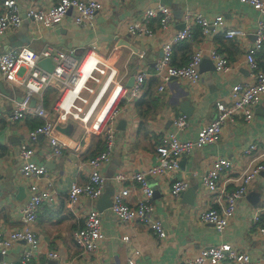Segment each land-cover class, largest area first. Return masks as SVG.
<instances>
[{
  "label": "crops",
  "instance_id": "crops-1",
  "mask_svg": "<svg viewBox=\"0 0 264 264\" xmlns=\"http://www.w3.org/2000/svg\"><path fill=\"white\" fill-rule=\"evenodd\" d=\"M0 0V9L1 3ZM21 15L28 7L48 9L56 0H16ZM102 8L91 27L77 25L70 11L61 24L45 28L23 19L17 28H11L0 36V53L22 45L35 51L46 46L60 50H73L81 59L91 54L105 63V73L96 74L98 81L87 79L86 85L97 93L109 79L98 107L86 121L67 116L59 118L63 111L57 103L66 88V79H52L39 94H34L31 106L42 103L54 122L53 135L63 145L60 155L54 156L47 137L38 134L35 139L29 132L42 123V119L28 112L25 118L13 120L10 116L14 103L20 100L26 89L21 74L18 81L8 82L0 74V230L8 233L21 227L20 211L27 202L29 182L21 175L22 151H32L31 160L46 168V177L39 184H47L54 199L39 210L34 231L39 238V252L33 262L41 264L49 250H56L65 264H185L200 248L230 243L246 252L252 261L264 262V237L255 226H250L253 212L264 207V170L250 183L246 194L236 205L235 213L223 231H216L210 223L200 222L198 215L216 206L213 195L203 184L204 173L218 157L228 158L233 166L221 172L219 185L228 192L239 183V177L252 164L260 161L262 149L246 155L245 147L264 137V95L254 107L251 120L239 116L228 120L222 127L220 139L213 144L195 148L182 155L175 178L188 181L179 195L170 194L171 176H147L153 189L154 216L162 223L166 236H154L149 228L138 221L123 222L110 207L100 211L103 239L98 249L82 251L73 241V231L78 228L91 208L97 209V199L81 197L70 204L67 196L72 183L84 184L91 168L89 157L103 149L102 129L107 115L114 108L119 112L114 121L115 141L110 159L101 168L105 176L102 194L110 199L120 187L129 189L128 200L136 202L141 197L138 184L133 180L115 182L118 174L131 175L146 171L155 162V145L159 137L173 131V118L182 113L183 105L190 108L189 126L178 133L180 139H194L198 129L212 119L216 101H232L231 89L237 83L250 80L245 62V50L255 39L257 24L264 23V13L252 8L244 0H100ZM157 3L167 5L172 13V23L167 29L159 28L158 20L151 19L152 35L130 34L129 25L142 17L145 8ZM186 11L201 13L206 19L222 15L223 26L208 34L197 26L191 36L173 47V63L185 64L196 49H203L199 63V80L189 84L183 79L172 78L160 91V81L153 74V64L162 55V45L183 27ZM241 28L242 38L227 39L223 33L228 28ZM225 54L230 62L227 72H218L210 58L211 50ZM264 72V47L256 55ZM110 69L113 74H110ZM147 71L142 92L131 98L129 89L135 76ZM133 79V80H132ZM82 96L93 94L82 89ZM95 95V96H96ZM87 99V101H88ZM82 105L85 114L89 101ZM102 107L103 113L98 109ZM258 157L257 160L253 158ZM98 210V209H97ZM99 211V210H98ZM23 242L16 243L6 255H0V264H27L22 260ZM57 260L48 259V264ZM225 264V263H221Z\"/></svg>",
  "mask_w": 264,
  "mask_h": 264
},
{
  "label": "built area",
  "instance_id": "built-area-1",
  "mask_svg": "<svg viewBox=\"0 0 264 264\" xmlns=\"http://www.w3.org/2000/svg\"><path fill=\"white\" fill-rule=\"evenodd\" d=\"M244 2L260 13H264V0H244ZM1 4L0 36L5 35L11 28L19 27L23 19L38 23L45 28L57 26L61 24L69 10L73 11L72 17L77 25L91 27L97 13L102 8L100 0H56L48 9L28 7L24 15H21L16 0H3ZM153 18L158 20L159 28L167 29L172 23L170 8L162 3L145 8L142 17L129 25L128 32L130 34L152 35L149 22ZM183 21V27L177 30L162 45V55L153 64V74L160 81L158 88L160 91L164 89L165 83L172 78L183 79L189 84L198 82V66L204 55L203 49L199 48L193 51L185 64L176 65L173 63V47L191 36L194 26H197L201 33L208 34L211 30L219 31L224 20L222 15H217L208 20L201 13L186 11L183 14ZM244 35L245 31L243 29L235 27L228 28L223 33L224 38L227 39L242 38ZM263 47L264 23L260 21L257 24L254 41L245 50V62L250 80L237 83L232 87V101L229 103L216 101L212 119L198 129L194 139L182 140L179 138L178 133L187 128L190 122L185 114L178 113L173 118L174 130L163 133L155 145V162L146 171L131 175L121 173L113 178L115 182L120 183L131 179L138 184L141 192V197L136 202L131 203L128 200L129 189L127 187H120L114 191L111 198V210L120 221H138L147 226L154 236L160 239L166 236L162 223L154 216V205L152 203L154 191L148 185L147 176L170 175L172 178L169 189L170 194L179 195L188 186L186 179L175 178L172 175L178 168L179 158L182 155L191 153L195 148L216 143L220 139L222 127L235 116H239L245 121L252 119L254 107L264 95V72L256 60L257 53ZM90 55L86 54L85 57L78 59L75 57L73 50L70 49L60 50L46 46L39 51H35L27 45L0 53V74L4 80L8 82L18 81L19 73L23 69L21 77L23 78L26 94L14 103V109L10 117L13 120L23 119L28 112H33L34 115L41 118L42 124L32 129L29 132V137L35 139L38 134L47 137L54 156L60 155L64 147L53 135L55 125L43 104L39 103L33 107L31 106L32 96L41 93L52 79H66V88L57 103L58 107L63 108L59 118L65 120L67 116H72L86 121L89 114L98 107L109 79L103 84L94 99L89 102L90 107L83 115H80L83 112L81 104L88 101L86 97L82 96V89L89 93L93 92V89L86 85L87 80L67 106H64L63 100L66 93L74 87L80 76L81 67ZM209 56L214 62L216 71H229L230 62L225 54L213 49L210 51ZM43 58H51L54 62V68L51 72L39 65V61ZM106 68L108 66L96 58L95 69L88 79L98 81L96 74H104ZM110 74H113L112 69H110ZM147 74V71L144 70L136 74L128 92L132 99L139 97ZM98 111L103 113L104 109L100 107ZM118 112L119 109L114 108L107 115L102 129L103 149L87 160L91 168L87 181L84 184L72 183L70 185L67 192L70 204H74L81 197L96 200L102 194L105 176L102 174L101 168L110 159V154L114 148V121ZM259 148L262 149L261 160L245 170L238 179V185L228 192L219 185L218 181L221 172L232 167L233 164L226 157H218L214 160L212 166L204 173L202 184L215 195L216 206L202 211L198 215L200 222L210 223L219 232L223 231L228 225L235 213L237 202L245 196L251 181L264 170V137L251 142L243 150L244 154L252 155V153L258 152ZM31 155L32 151L30 149L22 151L21 154L23 162L20 172L24 178L30 181L28 186L30 196L20 211L22 225L8 233L0 230V255H6L16 243L23 242L25 248L22 253V260L27 264H38L33 262L34 256L40 248L39 238L34 231V224L42 205L50 204L54 197L47 184L45 186L39 184V181L47 176L46 168L32 161ZM253 159L257 160L258 157ZM262 211L261 213V210H256L252 213L250 226H255L257 232L264 237V207ZM72 237L74 243L82 251L90 252L98 249L103 239L100 211L95 208L89 209L81 225L73 231ZM46 256L47 259L41 264H48V259L57 260L56 264H65L56 250H49ZM221 263L264 264L261 261H252L246 252L238 250L226 242L202 247L194 256L187 258L185 261V264Z\"/></svg>",
  "mask_w": 264,
  "mask_h": 264
},
{
  "label": "bare ground",
  "instance_id": "bare-ground-1",
  "mask_svg": "<svg viewBox=\"0 0 264 264\" xmlns=\"http://www.w3.org/2000/svg\"><path fill=\"white\" fill-rule=\"evenodd\" d=\"M95 61L96 58L93 55H90L89 57L86 58L85 62L81 67L80 76L78 80L76 81L74 87L70 89L64 97L63 100L64 106H67L70 103V101L74 98V96L80 90V88L83 87L85 81L90 77V75L95 69Z\"/></svg>",
  "mask_w": 264,
  "mask_h": 264
},
{
  "label": "water",
  "instance_id": "water-1",
  "mask_svg": "<svg viewBox=\"0 0 264 264\" xmlns=\"http://www.w3.org/2000/svg\"><path fill=\"white\" fill-rule=\"evenodd\" d=\"M165 2V0H164ZM72 10H69V12ZM39 65L44 68L45 70L51 72L54 68V62L52 61L51 58H43L39 61ZM133 80V79H132ZM132 85V84H131ZM190 108L188 106L183 105L182 113L185 115H189ZM111 206V199L108 194H101L100 197L97 199V209L99 211L103 210L106 207ZM17 264H22V263H17Z\"/></svg>",
  "mask_w": 264,
  "mask_h": 264
},
{
  "label": "rangeland",
  "instance_id": "rangeland-1",
  "mask_svg": "<svg viewBox=\"0 0 264 264\" xmlns=\"http://www.w3.org/2000/svg\"><path fill=\"white\" fill-rule=\"evenodd\" d=\"M90 94H93V93H90ZM95 95H96V93H94L90 99H88L89 97H87L88 101L91 102L94 99Z\"/></svg>",
  "mask_w": 264,
  "mask_h": 264
},
{
  "label": "trees",
  "instance_id": "trees-1",
  "mask_svg": "<svg viewBox=\"0 0 264 264\" xmlns=\"http://www.w3.org/2000/svg\"><path fill=\"white\" fill-rule=\"evenodd\" d=\"M41 124H42V123H41ZM41 124H39V126H40Z\"/></svg>",
  "mask_w": 264,
  "mask_h": 264
}]
</instances>
